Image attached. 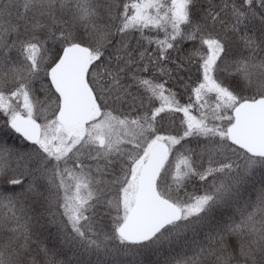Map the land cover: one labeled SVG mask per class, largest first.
Masks as SVG:
<instances>
[{
  "label": "snow or ice",
  "instance_id": "obj_1",
  "mask_svg": "<svg viewBox=\"0 0 264 264\" xmlns=\"http://www.w3.org/2000/svg\"><path fill=\"white\" fill-rule=\"evenodd\" d=\"M0 264H264V0H0Z\"/></svg>",
  "mask_w": 264,
  "mask_h": 264
}]
</instances>
